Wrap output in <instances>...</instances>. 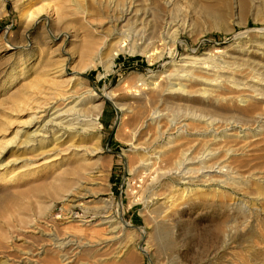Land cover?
Wrapping results in <instances>:
<instances>
[{"label": "rangeland", "instance_id": "1", "mask_svg": "<svg viewBox=\"0 0 264 264\" xmlns=\"http://www.w3.org/2000/svg\"><path fill=\"white\" fill-rule=\"evenodd\" d=\"M2 1L0 233L5 232L11 238L0 243V264H49L45 260L53 253L50 245L54 237L61 239L74 236L87 243L98 242L104 230L103 227L95 226L96 222L92 220L95 212L106 209L119 225V238L114 244L110 243V246L102 249L109 254L107 259L111 253L118 252L120 259L131 253L138 260L136 264H153L158 260L154 256V245L163 244L160 230L166 227L174 249L165 253L160 264H263L264 186L256 178L264 173V144L261 145L258 136L250 143V152H245V149L241 157H238L244 162L243 166L232 167L234 173L245 180H251L254 190L247 188L234 191L201 183L178 185L174 176L169 175L156 178L154 191L143 193V177H135L129 171L123 156L124 152L131 150V145L116 137L121 118L124 121L122 138L128 139L131 136L125 124L127 118L112 102L104 101V110L99 117L102 125L100 134L89 146L92 149L101 148L97 157L107 159L109 164L94 170L92 175L95 180L91 182V188L80 187L66 194L82 196L80 201L67 203L58 190V167L28 170L24 166L31 160L37 161L36 164L42 160L38 153L17 149L21 135L15 137V130L24 126L29 114L22 112L16 116L12 105L16 89L22 91L29 84L40 85L44 89L46 85L37 80L44 79V71L57 66L56 61L61 62L63 59L66 60L68 72L74 71L64 78L70 82L69 88L82 97L89 96L88 92L93 91L98 99H102L105 91L129 78L128 91L118 93L120 101L126 106L135 105L137 99L133 95L137 97L142 92L136 87L141 84L138 79L149 83L152 78L166 75L170 66L183 55L201 56L220 50L226 53L231 62L239 64L247 56L239 51L245 48V41H248L244 33L253 28H264V2L175 0L170 8H166L162 2L158 3L146 22L145 33L158 34L165 27L164 20L176 24L174 32L163 36L165 48L160 58L148 60L142 48L134 47L130 38H123L120 43L122 50L115 59L113 71L107 72L99 66L90 73L80 74L77 72L79 54L71 44L72 38L66 34L71 29L65 20L49 24L46 8L42 7L40 0L34 6H29L26 1L17 6L13 0ZM28 10L37 13V17L30 26L23 27L20 13ZM71 27H74L72 29L78 35L77 40L82 34L89 33V27L79 19ZM252 40L260 41L257 38ZM249 57L254 56L251 54ZM76 79L86 88H75ZM44 90L41 95L37 90L34 93L44 100L48 89ZM159 109L169 115L174 113L172 109L163 106ZM254 135H257V131L252 129L247 137ZM167 138H163L164 141ZM199 152L198 149L195 155L199 156ZM220 154L223 156L224 153ZM131 157H134L133 153ZM159 194L175 195L176 202L173 205L163 203L161 196H157ZM218 196H225V199H221L223 206L219 211L215 209L219 203ZM218 216H221L219 219L224 231L215 237L211 231L220 222L219 219L215 220ZM42 249L46 254L38 255ZM88 253L82 252L71 264L95 263L98 257L91 258Z\"/></svg>", "mask_w": 264, "mask_h": 264}, {"label": "bare ground", "instance_id": "2", "mask_svg": "<svg viewBox=\"0 0 264 264\" xmlns=\"http://www.w3.org/2000/svg\"><path fill=\"white\" fill-rule=\"evenodd\" d=\"M13 1L15 6L25 1L29 6H34L39 0ZM40 1L42 7L46 8L49 24L65 20L71 29L66 34L72 38L71 44L79 54L77 72L80 74L90 73L99 66L107 72L113 71L115 59L122 50L120 43L123 38H130L134 47L142 48L148 60L160 58L165 48L163 36L174 32L176 26L164 20L165 27L158 34L145 33L146 22L157 4L162 2L166 8H170L175 0ZM252 2L262 3L264 0ZM2 13L4 2L0 0V15ZM20 14L23 27L30 26L37 17V13L29 10ZM77 19L89 27V33L82 34L78 40V35L72 29L74 27H71ZM95 34L99 37L96 38ZM244 34L248 41H245V48L239 51L247 56H244L241 63L231 62L226 53L220 50L201 56L183 55L170 66L166 75L152 78L149 83L138 79L141 84L136 87L142 92L137 97L133 95L137 99L136 104L130 106L121 102L118 94L122 90L128 91L129 78L105 91L102 99H98L93 91L88 92L89 96L82 97L69 88L70 82L65 79L66 74H73L74 71L68 72L65 59L56 61L57 66L44 71L45 78L37 80L46 85L44 89H48L44 100L34 93V90L39 94L44 93L40 85L29 84L22 91H14L12 111L16 116L22 112L29 114L24 126L15 130V137L21 135L17 149L38 153L42 160L38 164L31 160L24 166L28 170L58 167V190L63 201H80L82 196L66 194L80 187L91 188V182L95 180L92 175L94 170L109 164L107 159L97 157L102 149H92L89 143L98 138L102 127L99 117L104 110V101H110L127 118L125 124L131 136L128 139L122 138L124 121L121 118L116 137L131 145V150L124 152L123 156L129 171L135 177H143V193L154 191L156 178L169 175L174 176L178 185L201 183L234 191L247 188L254 190L251 180H245L234 173L232 167L243 166L244 162L238 157H241L245 149V152H250V143L255 140L253 138L258 136L261 145L264 144V28H253ZM251 54L254 57H249ZM74 81L75 88H86L78 79ZM162 106L172 109L173 115L160 110ZM252 129L257 131V135L248 138L247 134ZM165 137H168L166 141L163 139ZM198 149L201 152L199 156L195 155ZM220 152L224 153L223 156ZM263 174L256 178L262 186ZM257 190L260 188L257 187ZM170 195L157 196H161L163 203L173 205L177 198ZM217 199L219 203L215 209L219 211L223 206L221 199H225V196H218ZM108 211L95 212L92 220L96 222L95 226L103 227L101 240L87 243L74 236L51 238L53 253L45 261L49 264H71L82 252L89 251L91 258L98 257L93 264H136L138 260L131 253L122 259L118 252L106 258L109 254L102 249L114 244L119 238V225ZM219 217L221 219L218 216L215 220ZM166 229L162 227L160 230L163 244L154 245V256L158 260L153 264H160L165 253L174 249ZM223 231L224 226L220 221L211 233L219 237ZM10 238L7 233H0V243ZM44 254V249L38 253Z\"/></svg>", "mask_w": 264, "mask_h": 264}]
</instances>
